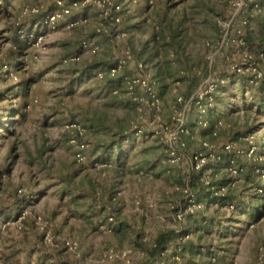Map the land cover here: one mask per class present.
Returning a JSON list of instances; mask_svg holds the SVG:
<instances>
[{"label":"rangeland","instance_id":"obj_1","mask_svg":"<svg viewBox=\"0 0 264 264\" xmlns=\"http://www.w3.org/2000/svg\"><path fill=\"white\" fill-rule=\"evenodd\" d=\"M114 1L0 0V264H264V0Z\"/></svg>","mask_w":264,"mask_h":264},{"label":"built area","instance_id":"obj_2","mask_svg":"<svg viewBox=\"0 0 264 264\" xmlns=\"http://www.w3.org/2000/svg\"><path fill=\"white\" fill-rule=\"evenodd\" d=\"M83 2V3H94L97 4L99 6H105L108 9L106 10L107 15L110 16L111 20H113L115 23H119L121 20V11L123 10V3L121 2H115L114 0H75L74 4H78L79 2ZM136 1V0H133ZM244 23L248 22V19H244L243 20ZM230 35L228 33H225V35L223 36L222 42L223 43H228L230 40ZM238 41L244 43V37L243 36H239ZM140 66H142L143 64L140 63ZM232 70L235 73H242V72H246V71H251L253 72L255 79L252 81H259L262 77V72L258 69L257 66H253L251 63H234L231 66ZM117 70V67H113L111 68L112 73L114 74ZM219 82L224 83L225 80L224 79H220ZM218 83H210V90L215 89V87L217 86ZM181 132H188L187 127H181L180 129ZM206 145H208V142H205ZM86 142H81L79 144V151L77 153V157L78 158H82V150L86 147ZM176 150L173 148V150L171 151V155L174 156L172 158V161H176L178 159V156L176 155ZM205 152V151H204ZM203 151L197 152L195 154L192 155V163H193V168L197 171H201L209 162H210V158L213 155L208 154V153H204ZM214 156V155H213ZM206 182L209 183V180H207ZM186 191L189 193L188 194V204H187V208L184 209V211H180L177 215L179 218H183L184 214L187 212H191L194 211L195 209L201 207V204H198L195 200L194 195L189 191V189H186Z\"/></svg>","mask_w":264,"mask_h":264},{"label":"trees","instance_id":"obj_3","mask_svg":"<svg viewBox=\"0 0 264 264\" xmlns=\"http://www.w3.org/2000/svg\"><path fill=\"white\" fill-rule=\"evenodd\" d=\"M0 71H1V72H0V74H1V73L3 72V70H0ZM262 103H263V102H261V103L259 104V112H261V109H262L261 107L263 106ZM254 119L258 120V119H259V116H258V115H255V116H254ZM259 166L263 167L264 164H263L262 162H260V163H259ZM165 238H166V237L159 239L157 246H155V248L152 249V255L155 254V252H158L159 250H161V249L164 248V243H165V241H166ZM153 252H154V253H153ZM210 253H211V257H213V256H212V253H213V252H210ZM210 262L212 263V259H210Z\"/></svg>","mask_w":264,"mask_h":264}]
</instances>
